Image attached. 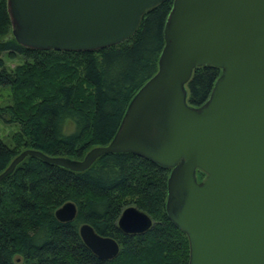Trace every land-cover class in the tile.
I'll use <instances>...</instances> for the list:
<instances>
[{
  "label": "water",
  "instance_id": "obj_1",
  "mask_svg": "<svg viewBox=\"0 0 264 264\" xmlns=\"http://www.w3.org/2000/svg\"><path fill=\"white\" fill-rule=\"evenodd\" d=\"M166 0H8L18 44L42 51L94 52L133 38L145 14ZM158 73L136 94L112 142L82 161L23 151L0 182L28 156L73 171L101 156L129 153L171 170L166 212L190 243L189 264H264V0H174ZM221 70L202 107L188 102L195 68ZM198 171L207 177L198 181ZM77 216L68 202L63 223ZM154 222L128 207V235ZM101 260L120 253L116 240L80 227Z\"/></svg>",
  "mask_w": 264,
  "mask_h": 264
},
{
  "label": "trees",
  "instance_id": "obj_2",
  "mask_svg": "<svg viewBox=\"0 0 264 264\" xmlns=\"http://www.w3.org/2000/svg\"><path fill=\"white\" fill-rule=\"evenodd\" d=\"M173 5L166 0L148 11L126 42L68 52L18 44L8 0H0V87L13 92V105L0 108V117L19 126L16 147L0 140V175L25 150L82 161L93 148L109 145L133 98L159 71ZM4 55L26 62L11 71ZM220 76L217 67L195 68L189 104H206ZM170 173L129 153L101 156L82 172L26 157L0 182V264H189V239L166 212ZM197 177L201 183L207 175L198 171ZM68 202L77 206V216L63 223L56 211ZM128 207L149 215L152 228L140 235L122 232L119 219ZM83 224L116 240L119 255L99 259L80 236Z\"/></svg>",
  "mask_w": 264,
  "mask_h": 264
},
{
  "label": "rangeland",
  "instance_id": "obj_3",
  "mask_svg": "<svg viewBox=\"0 0 264 264\" xmlns=\"http://www.w3.org/2000/svg\"><path fill=\"white\" fill-rule=\"evenodd\" d=\"M3 59L9 70L14 71L19 66H23L26 62L24 57L16 56L14 58H9V56L4 55ZM13 105V92L9 88L0 87V108L8 107ZM67 132L72 129V123L68 122L66 124ZM19 126L17 124L9 123L0 117V140L11 147H16L17 144L14 142V135L18 133Z\"/></svg>",
  "mask_w": 264,
  "mask_h": 264
}]
</instances>
